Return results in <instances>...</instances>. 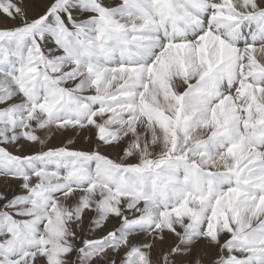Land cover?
I'll return each mask as SVG.
<instances>
[{
	"label": "snow or ice",
	"instance_id": "obj_1",
	"mask_svg": "<svg viewBox=\"0 0 264 264\" xmlns=\"http://www.w3.org/2000/svg\"><path fill=\"white\" fill-rule=\"evenodd\" d=\"M0 264H264V0H0Z\"/></svg>",
	"mask_w": 264,
	"mask_h": 264
},
{
	"label": "rangeland",
	"instance_id": "obj_2",
	"mask_svg": "<svg viewBox=\"0 0 264 264\" xmlns=\"http://www.w3.org/2000/svg\"><path fill=\"white\" fill-rule=\"evenodd\" d=\"M53 143H59V142H57V141H52ZM75 147H79V148H86L87 147V145L86 144H82V143H80L79 141L77 142V144L75 145Z\"/></svg>",
	"mask_w": 264,
	"mask_h": 264
},
{
	"label": "bare ground",
	"instance_id": "obj_3",
	"mask_svg": "<svg viewBox=\"0 0 264 264\" xmlns=\"http://www.w3.org/2000/svg\"><path fill=\"white\" fill-rule=\"evenodd\" d=\"M55 141L59 142V140H55Z\"/></svg>",
	"mask_w": 264,
	"mask_h": 264
}]
</instances>
